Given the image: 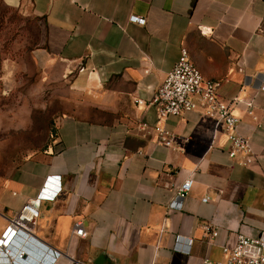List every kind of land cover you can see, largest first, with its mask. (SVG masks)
<instances>
[{"label":"crops","instance_id":"0c3cea01","mask_svg":"<svg viewBox=\"0 0 264 264\" xmlns=\"http://www.w3.org/2000/svg\"><path fill=\"white\" fill-rule=\"evenodd\" d=\"M0 1L37 22L34 64L60 70L83 100L58 119L45 150L0 170V235L53 176L61 192L42 203L35 238L63 254L55 264L223 261V247H234L240 232L264 231V0ZM182 48L205 78L221 83L220 98L251 140L250 167L230 159L224 130L200 108L159 121L150 103ZM188 178L191 193L170 210ZM77 223L86 238L73 234ZM208 224L218 230L212 246ZM35 264L47 257L40 253Z\"/></svg>","mask_w":264,"mask_h":264},{"label":"built area","instance_id":"2783aa9c","mask_svg":"<svg viewBox=\"0 0 264 264\" xmlns=\"http://www.w3.org/2000/svg\"><path fill=\"white\" fill-rule=\"evenodd\" d=\"M131 22L145 25L146 19L132 16ZM220 86V82L205 78L192 63L188 50L182 48L179 60L157 89L150 105L157 108L159 121L165 120L169 116H182L200 108L203 116L213 120L217 130H224L230 144V159L240 166L250 167L256 160L251 140L239 133L240 120L233 114L231 107L220 98L218 94ZM261 91L264 92V84ZM136 103L143 104L139 100ZM252 114L253 112H250V115ZM155 131L158 133L162 144L171 145L172 138L168 131L160 125L156 126ZM60 179V176L48 177L40 194L28 200L9 220L0 235V264L16 262L17 254H15L14 248L18 240L39 246L41 249L39 252L47 257L48 264H55L63 256L61 252L51 250L35 238V229L41 217L42 203L53 201L60 194ZM193 186V178L186 179L178 186L169 209H181ZM209 201V197L203 199L204 203ZM204 229V239L207 244L214 245L218 230L212 224L206 225ZM73 234L81 238L87 237V232L82 223L75 225ZM223 254L225 260L213 261L208 258L203 261V264H264V231L257 236L240 232L237 244L232 248L223 247ZM22 255L21 252L19 257L22 258Z\"/></svg>","mask_w":264,"mask_h":264},{"label":"rangeland","instance_id":"374dc122","mask_svg":"<svg viewBox=\"0 0 264 264\" xmlns=\"http://www.w3.org/2000/svg\"><path fill=\"white\" fill-rule=\"evenodd\" d=\"M39 35L36 21L0 1V170L45 150L58 119L83 108L60 70L44 72L34 64Z\"/></svg>","mask_w":264,"mask_h":264},{"label":"water","instance_id":"95a60500","mask_svg":"<svg viewBox=\"0 0 264 264\" xmlns=\"http://www.w3.org/2000/svg\"><path fill=\"white\" fill-rule=\"evenodd\" d=\"M16 252L23 253L22 258L17 254L16 264H35L40 260V253L31 244L19 243L16 247Z\"/></svg>","mask_w":264,"mask_h":264}]
</instances>
